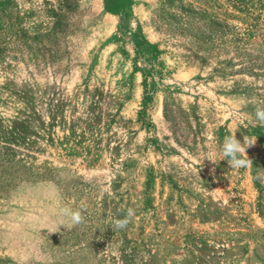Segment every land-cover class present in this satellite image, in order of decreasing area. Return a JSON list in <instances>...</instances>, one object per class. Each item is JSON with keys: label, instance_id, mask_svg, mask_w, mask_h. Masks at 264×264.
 <instances>
[{"label": "rangeland", "instance_id": "rangeland-1", "mask_svg": "<svg viewBox=\"0 0 264 264\" xmlns=\"http://www.w3.org/2000/svg\"><path fill=\"white\" fill-rule=\"evenodd\" d=\"M257 107L264 0H0V264H264Z\"/></svg>", "mask_w": 264, "mask_h": 264}, {"label": "clouds", "instance_id": "clouds-1", "mask_svg": "<svg viewBox=\"0 0 264 264\" xmlns=\"http://www.w3.org/2000/svg\"><path fill=\"white\" fill-rule=\"evenodd\" d=\"M255 117L261 124H264V108L257 107L255 110ZM252 144L253 143L248 142L245 139L244 142L241 143V141L238 140L235 135L229 136L222 144L221 156L223 159L227 160L231 168H236V169L246 168L248 167L250 162L249 157L245 155L246 148ZM254 179L257 181H264V174L257 173ZM83 211H84L83 208H79V207L74 208L68 205L60 207L59 214L66 217L70 222L69 225H65V224H60V225H63L65 227L68 226L74 227L83 223L84 222V216L82 215ZM133 215L134 213L130 209L127 211V213L123 218L115 220L114 231L124 229L130 222Z\"/></svg>", "mask_w": 264, "mask_h": 264}]
</instances>
